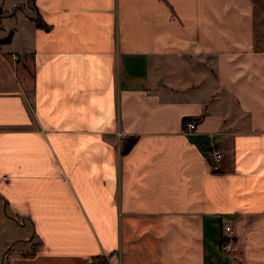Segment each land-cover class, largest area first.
I'll use <instances>...</instances> for the list:
<instances>
[{
    "label": "crops",
    "instance_id": "obj_1",
    "mask_svg": "<svg viewBox=\"0 0 264 264\" xmlns=\"http://www.w3.org/2000/svg\"><path fill=\"white\" fill-rule=\"evenodd\" d=\"M17 2L0 200L34 232L10 264H264V0Z\"/></svg>",
    "mask_w": 264,
    "mask_h": 264
},
{
    "label": "rangeland",
    "instance_id": "obj_2",
    "mask_svg": "<svg viewBox=\"0 0 264 264\" xmlns=\"http://www.w3.org/2000/svg\"><path fill=\"white\" fill-rule=\"evenodd\" d=\"M15 8L17 13L22 12L20 4ZM2 19V14L0 12V21ZM1 36L5 37L10 35L7 31L6 33H0ZM21 45V43H19ZM130 142L127 140L126 143ZM23 219L21 214H17L10 209L6 208L5 204L0 200V264H10L12 257L17 253L21 252L23 249L29 248V245L24 242V236L28 234V238L33 235L34 228H30L29 222L26 221L25 225L20 220ZM28 229H31L28 233ZM11 246V247H10ZM9 257V259H8Z\"/></svg>",
    "mask_w": 264,
    "mask_h": 264
},
{
    "label": "built area",
    "instance_id": "obj_3",
    "mask_svg": "<svg viewBox=\"0 0 264 264\" xmlns=\"http://www.w3.org/2000/svg\"><path fill=\"white\" fill-rule=\"evenodd\" d=\"M16 57H18L16 55ZM188 131H191L196 128L197 122L194 120L188 121L186 123ZM208 157L210 159V164L213 170H220L221 168V162L224 158V152L222 149L217 147H212L208 150ZM221 249L226 253H232L236 250L237 244H236V235L233 230V227L230 223V220L228 222H224L223 224V230H222V240L220 243ZM98 264H108L106 259L99 260Z\"/></svg>",
    "mask_w": 264,
    "mask_h": 264
},
{
    "label": "trees",
    "instance_id": "obj_4",
    "mask_svg": "<svg viewBox=\"0 0 264 264\" xmlns=\"http://www.w3.org/2000/svg\"><path fill=\"white\" fill-rule=\"evenodd\" d=\"M38 25H42L40 20H37ZM11 34L8 35L7 37L3 38L2 40H10ZM131 146V141L127 143L126 149H128Z\"/></svg>",
    "mask_w": 264,
    "mask_h": 264
},
{
    "label": "water",
    "instance_id": "obj_5",
    "mask_svg": "<svg viewBox=\"0 0 264 264\" xmlns=\"http://www.w3.org/2000/svg\"><path fill=\"white\" fill-rule=\"evenodd\" d=\"M11 247V246H10Z\"/></svg>",
    "mask_w": 264,
    "mask_h": 264
}]
</instances>
